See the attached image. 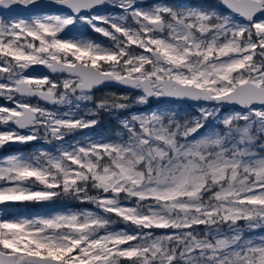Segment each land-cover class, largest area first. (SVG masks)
<instances>
[{"label": "rangeland", "instance_id": "1", "mask_svg": "<svg viewBox=\"0 0 264 264\" xmlns=\"http://www.w3.org/2000/svg\"><path fill=\"white\" fill-rule=\"evenodd\" d=\"M106 3L0 12V250L68 264H264V104L78 90L75 76L29 69L56 58L212 93L264 86V17L245 21L219 0ZM156 18L161 34L146 23ZM19 79L57 102L16 95ZM18 104L34 110L21 130L8 120Z\"/></svg>", "mask_w": 264, "mask_h": 264}, {"label": "water", "instance_id": "2", "mask_svg": "<svg viewBox=\"0 0 264 264\" xmlns=\"http://www.w3.org/2000/svg\"><path fill=\"white\" fill-rule=\"evenodd\" d=\"M183 2L186 0H169ZM221 6L239 14L245 21L252 22L256 18L264 17V0H220ZM110 5L106 0H0V12H9L18 16H27L36 13L64 12L70 15H80L101 9ZM150 29L161 34L164 31L162 19L146 21ZM154 62H165L162 54L155 48L148 50ZM29 69L35 74L54 75L66 74L77 77L74 87L78 90H97L106 86H114L124 91L138 89L145 96H151L157 87L163 100L182 103L226 104L234 108L248 107L253 104H264V86L252 80H245L235 84L231 89L221 93H212L207 89L187 82H180L172 77L163 76L153 78L148 75H114L108 71L83 61L65 62L56 58L50 61H33ZM13 91L16 95L25 98L35 97L46 105L57 102L54 93L47 89L32 87L23 79L15 80ZM20 112H11L8 120L18 128L23 129L33 117L34 110L28 105L18 104ZM3 143L0 140V152ZM169 210V208H166ZM264 210V203L262 204ZM0 264H68L61 259L47 254L24 253L16 256L14 252L0 250Z\"/></svg>", "mask_w": 264, "mask_h": 264}, {"label": "trees", "instance_id": "3", "mask_svg": "<svg viewBox=\"0 0 264 264\" xmlns=\"http://www.w3.org/2000/svg\"><path fill=\"white\" fill-rule=\"evenodd\" d=\"M190 1H192V2H199L200 0H190ZM112 87H114V86H112ZM117 88V87H116ZM119 89V88H118ZM98 90V89H97ZM91 91H94V90H91Z\"/></svg>", "mask_w": 264, "mask_h": 264}, {"label": "flooded vegetation", "instance_id": "4", "mask_svg": "<svg viewBox=\"0 0 264 264\" xmlns=\"http://www.w3.org/2000/svg\"><path fill=\"white\" fill-rule=\"evenodd\" d=\"M186 1H190V0H186ZM220 1V0H219ZM184 2V1H183ZM221 4V3H220ZM160 19V18H159Z\"/></svg>", "mask_w": 264, "mask_h": 264}]
</instances>
